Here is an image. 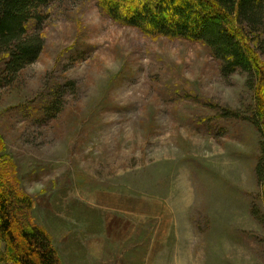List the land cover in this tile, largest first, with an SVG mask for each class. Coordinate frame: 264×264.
I'll list each match as a JSON object with an SVG mask.
<instances>
[{
    "label": "rangeland",
    "instance_id": "374dc122",
    "mask_svg": "<svg viewBox=\"0 0 264 264\" xmlns=\"http://www.w3.org/2000/svg\"><path fill=\"white\" fill-rule=\"evenodd\" d=\"M43 13L38 59L12 79L0 56V137L61 264H264L249 76L95 0Z\"/></svg>",
    "mask_w": 264,
    "mask_h": 264
},
{
    "label": "trees",
    "instance_id": "16d2710c",
    "mask_svg": "<svg viewBox=\"0 0 264 264\" xmlns=\"http://www.w3.org/2000/svg\"><path fill=\"white\" fill-rule=\"evenodd\" d=\"M59 0H0V56L3 73L17 76L43 49L37 28ZM113 22L153 37L201 42L221 63L227 77L236 71L250 78L257 111L252 122L264 139V41L250 35L264 17V0H95ZM262 51L264 47L261 48ZM262 55V56H261ZM0 137V264H61L50 236L30 217L31 200L18 189L15 167ZM264 193V144L256 168Z\"/></svg>",
    "mask_w": 264,
    "mask_h": 264
}]
</instances>
